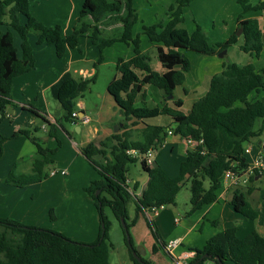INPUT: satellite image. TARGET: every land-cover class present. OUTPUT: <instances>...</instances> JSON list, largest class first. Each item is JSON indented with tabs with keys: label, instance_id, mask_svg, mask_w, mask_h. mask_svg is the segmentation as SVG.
<instances>
[{
	"label": "trees",
	"instance_id": "16d2710c",
	"mask_svg": "<svg viewBox=\"0 0 264 264\" xmlns=\"http://www.w3.org/2000/svg\"><path fill=\"white\" fill-rule=\"evenodd\" d=\"M236 1L240 11L238 29L243 28L244 38L240 49L258 59L264 51V31L257 18L243 17L250 12L263 13L264 0H259L255 5L252 0ZM192 2L176 0V4L170 8L167 24L143 26V35L156 45L158 60L164 69L158 72L151 66L150 53L142 51L140 35H134L139 17L133 0H85L74 31L67 36L63 35L61 26L47 27L35 19L31 15L28 0H0V26L8 27L5 33L0 30V124L13 104V80L35 67L33 48L29 43V36L35 35L38 45L54 46L59 59L64 58L68 49H77L81 38H91L99 50L94 63L96 69L103 62L106 48L116 43L133 45L134 56L130 60L117 61L119 76L111 80L107 90L120 108L125 122L136 121L144 125L138 140H131L130 133L116 134L101 144L102 149L93 143L81 149L100 175V179L92 181L86 188L99 214L100 231L95 242H77L59 232L0 219V264H110L113 245L110 240L111 223L105 216V208H110L121 224L122 221L126 223L127 230L123 229L133 264H151L142 257L139 262L134 255L136 250L131 239L128 241L130 226L136 221L132 224L128 222V209L132 201L136 205V217L140 214L146 216L147 211L170 204L176 206L179 192L189 183L191 208L186 216L190 217L218 201V191L226 172L243 174L246 171V146L253 138L264 134V97H261L264 92V68L258 70L253 62L245 66L224 63L222 71L211 78L208 91L193 103L189 113H185L184 100L175 97V91L180 87L185 95L190 93L184 87L186 74L191 70V62L184 56L185 51L214 56L239 44L236 34L224 42L211 44L201 26L197 25L191 35L181 28L184 11ZM6 17L9 23L4 21ZM21 17L25 18V23L21 22ZM117 25L116 34L106 36L104 28ZM13 31L22 40V57L18 55ZM97 78V74L91 78H75L66 72L51 87V95L65 115L56 123L48 122L49 138H56L59 128L67 132L65 124L80 121V118L73 117L75 112L83 113L78 111L77 100L91 89ZM148 86L159 89L166 102L164 105L159 102L149 104L151 93ZM171 95L173 99L169 101ZM30 110L36 112L32 107ZM160 116L170 117L172 123L166 126L148 124V120ZM37 132L38 128L34 131L23 129L12 135V138L26 136L37 146L38 151L31 173L17 175L11 172L6 183L25 187L49 177L44 169L53 164L48 155L53 154V151L43 147L35 135ZM169 132L185 141L195 142L194 147H190L187 152L176 178H171L159 165L149 166L130 153L145 154L152 147H163ZM220 132L232 141L229 155L220 151ZM105 149L111 150L112 160L101 164L96 161V157L103 156ZM137 162L141 163L148 176V183L140 196L133 194L128 184V166ZM254 179L251 177V181ZM134 189L137 191V183ZM97 191L100 192L98 195ZM254 191L251 189L244 193L241 189L236 190L231 201L236 212L252 221L258 218V212L254 201L248 198V193L250 195ZM153 225L151 222V228ZM237 234V228H230L213 236L202 248H191L195 257L188 264H264V236L253 231L240 239ZM156 235L159 238L158 231ZM153 249L157 252L158 247L154 246Z\"/></svg>",
	"mask_w": 264,
	"mask_h": 264
},
{
	"label": "rangeland",
	"instance_id": "374dc122",
	"mask_svg": "<svg viewBox=\"0 0 264 264\" xmlns=\"http://www.w3.org/2000/svg\"><path fill=\"white\" fill-rule=\"evenodd\" d=\"M134 6L138 12V25L135 28L136 35L143 36L145 41L141 40V48L144 52H149L151 56V66L154 70L158 72L163 71V67L158 60L157 48L152 46L149 48V41L147 36L143 35V26H154L160 24H167L170 20V8L176 4V0H133ZM221 4V0H193L191 6L186 8L184 11V22L180 26L187 30V32L191 35L196 30L197 25L201 26L206 34L208 35L210 42H222L226 40L233 34H236L238 30H234L233 32H229L230 25H232V19L235 18V14L237 13V5L235 0H226V4L219 7ZM254 13L250 15H246L247 17L253 16ZM8 18V17H7ZM6 19V18H5ZM5 21V20H4ZM260 26L264 31V17L259 18ZM117 26H106L104 28V32L106 36L112 35L115 33ZM116 34V33H115ZM231 34V35H230ZM243 32L239 37H242ZM31 37H35V35H30ZM147 39V40H146ZM15 40L19 42V37L16 35ZM219 40V41H218ZM117 44V43H116ZM244 44V38L241 39L239 46H232L227 50V54L221 58L224 63H236L241 66H245L249 63L255 62L256 68L258 70L264 68V52L260 56L259 60H254L250 54L243 52L240 49V45ZM17 45V44H16ZM91 45V44H90ZM18 49H20V44L17 45ZM98 56V47L95 45ZM123 47L127 53H122V59L124 56H127L129 47H133L131 45H127L123 43ZM94 48L93 44L87 50L86 47H83L82 50L86 57L90 58L91 56L86 53H91L90 49ZM123 48V49H124ZM146 50V51H145ZM123 50L113 49L110 52H107V63L100 67L97 70L98 80L95 84L91 86V92H87L85 94L86 99L85 102L87 104V113L93 116V122L89 125H84L80 120L78 122L79 126L82 129H86L87 127H92L97 124L96 119V111L101 110L102 117L101 122H104L105 126L112 130V122L113 118L117 117L116 125L117 133L122 134H131V140H138L142 136V125L135 124L136 122H125L124 116L121 113V110L117 107L115 112H112L109 109L110 98L108 94V84L113 76L118 75L119 73L116 69L117 62H112L114 58H118L114 56L115 54ZM103 52V58L106 56ZM184 56H186L190 62L191 66L193 65L194 75H196L197 79L187 80L185 83V88H195L196 92L191 93L187 97H183L186 101L183 111L185 113L190 112L192 109L193 103L202 97L210 87V81L208 77L209 68L212 69L211 63L208 60L212 59L210 56H205L202 54H197L191 51H185ZM219 57V54H218ZM220 58V57H219ZM86 67L89 69L92 68V64H86ZM211 65V66H210ZM209 66V68H208ZM194 85V87H193ZM148 91L151 93L149 99V104H155L159 101L154 99V96L159 100V94L161 93L158 88L155 86H148ZM184 93L183 88L180 87L176 90V95L178 97ZM155 94V95H154ZM102 95V98L99 97ZM264 95V92H263ZM49 99L51 101L50 109L51 112H55V109L61 108L60 104L52 97L51 92H48ZM173 99V98H172ZM169 99V101H172ZM153 100V101H152ZM162 105L165 104V100L161 99ZM172 105V102H170ZM22 111V110H20ZM34 112L24 113L20 121H22L26 125H22L23 128L34 131L35 128H38V132L35 135L39 138L43 137V132L41 131V127L35 124ZM94 114V115H93ZM12 118L15 120H9L5 115L1 124L3 123V128L6 130L8 127H13L14 123H17V117L12 115ZM32 121H34L32 124ZM13 122V123H12ZM123 122V123H122ZM172 123L170 117L160 116L158 118L148 120V124L151 125H169ZM0 124V125H1ZM71 130L74 129V124L67 123ZM1 129V128H0ZM126 129V130H125ZM2 133V132H0ZM13 135V134H12ZM12 135L9 137L11 140ZM4 133L0 136V219H10L16 221L26 227H35L48 229L55 232H59L69 237L70 239L87 243L85 240L90 236L91 230L95 228L96 223L98 224V219L96 215H98L97 211L93 207V202L86 192V188L89 183V172H84L80 167H73L71 169L72 173V184L66 188L65 183L57 184L56 187H51L48 191H43L36 185L35 188H30L28 192H24L22 195L25 198L22 200L20 196L21 192L18 194L19 196H15L12 194V188H10L11 184L6 183L5 180L10 178V173L19 175L18 170H21L20 167L16 168V163L14 162V158L17 154V151L13 148L12 142H8L9 138L4 137ZM186 145L189 147L187 142ZM183 144V146L177 147V154L171 155L170 148L164 150V155L159 159L158 165H161L168 175L172 178H176L180 172V166L177 170V159L180 157L183 161L187 146ZM158 150L156 158L159 157ZM106 152V151H105ZM180 159V160H181ZM181 161V162H182ZM88 162V161H87ZM89 163V162H88ZM90 164V163H89ZM181 164V163H180ZM91 165V164H90ZM157 165V164H155ZM154 165V166H155ZM7 167H11L10 173L5 172ZM56 167V163L50 164L45 167L44 173H47L50 179L51 171H53ZM53 169V170H52ZM61 172V171H59ZM27 174V173H26ZM146 173L144 172L142 165L140 162L130 164L128 166V178L130 180L129 190L136 194L137 191L134 189V183L141 180V177ZM99 176V175H98ZM100 177V176H99ZM65 179V178H64ZM68 179V178H67ZM100 179V178H99ZM89 182V181H88ZM129 184V183H128ZM16 187V186H15ZM237 188V187H236ZM48 193V195H46ZM98 194V191L96 192ZM191 199V190L190 184H186L182 187L176 199V208L177 212L168 207H164L159 209V212L155 216H145L144 214H140L139 217H136V205L135 202L132 201L129 204V223L132 224L136 219L135 223L130 226L129 229V237L132 241L133 247L135 250H139L141 252V257L151 264H176V260L172 255L166 252L163 243L171 241V238L177 235V231L180 228H185V226L190 225V217H187V213L191 208L190 204ZM18 200H21L18 202ZM17 205L16 211H13V206ZM30 210V211H26ZM105 216L107 220L111 223L110 227V240L113 245L110 253V264H133V262L129 258V247L126 242V234L123 229V225L119 222L114 216L112 210L110 208H105L104 210ZM261 216L259 221H252L244 218V216L240 219H243L245 223L252 225L253 227H257L259 230L264 228V211H261ZM97 219V221H96ZM177 219V221H176ZM209 221V220H208ZM204 220L200 225L201 228L203 225H211L213 227H217L214 221ZM151 222L154 224L153 228H151ZM100 223V220H99ZM220 222H218L219 224ZM241 229V233H238L237 236L240 239H244L250 233L244 232ZM156 231H158L159 238L156 235ZM173 240V239H172ZM154 246L158 247L157 252H154ZM181 247H179L174 255L176 257L180 256ZM205 264H210V262H206ZM232 264V263H228Z\"/></svg>",
	"mask_w": 264,
	"mask_h": 264
},
{
	"label": "crops",
	"instance_id": "0c3cea01",
	"mask_svg": "<svg viewBox=\"0 0 264 264\" xmlns=\"http://www.w3.org/2000/svg\"><path fill=\"white\" fill-rule=\"evenodd\" d=\"M84 2L85 0H28L31 15L47 27H55L58 25L61 26L64 36H67L73 33L74 28L77 25L80 12L83 8ZM258 2L259 0H252L253 5L257 4ZM225 4H226V0H221V4L219 7L221 8V6L222 5L224 6ZM236 5H237V1H236ZM252 13H254L253 16H250V17L246 16L247 14L250 15ZM239 14H240V11L237 6V13L235 14V18L232 19V25H230V28L228 29L230 33L233 32L234 30H238ZM247 14L244 15L243 19L257 18L259 20L260 17H264V12L263 13L250 12ZM25 21H26L25 18L21 17V22L25 23ZM9 22H10L9 18L6 17L5 23H9ZM137 25L134 27V30H133L134 35H136L135 28L137 27ZM0 30L5 33L8 31V27L6 25L0 26ZM16 35L20 39L19 42L15 40ZM230 37H228L226 40H228ZM13 38H14V43H15L16 48L18 47L17 46L18 43L20 44L19 46L20 49L18 48L17 49H18L19 57H22V51H21L22 40L20 36L14 31H13ZM241 39L242 37H239V43ZM141 40H142V45H143V41H145V38L141 36ZM29 43L31 44L33 48V54L35 57V67L29 72L21 76H18L13 80L12 89H11V96H12L13 104L8 108L7 114H6L9 120H14L12 118V115H14L15 117H17L16 120L18 122L14 123L13 127H8L6 130H4L3 128L4 125L2 123L0 125V128H1L0 132L4 133L5 138H9L15 132L26 129V128H23L22 126L26 124L20 121V119L22 118L21 115H23L24 113H27V111L30 112L31 107L34 108L36 110L34 114V117H36V119H35V124L33 123L34 121H32V124L39 125L41 127V131L43 132V137L41 138L38 137V138L40 139L43 147L45 149H48L49 151H53V154L49 153L48 155H49V158L52 159L53 163H56L57 168H55L54 170L52 169V170L53 171H65L66 174L62 175L58 173L54 176L50 175L51 176L50 179H46L40 183L28 185L25 187H15L13 185H8V186H11L10 187L12 188L11 193L14 194L15 196H19L18 194L21 192L20 196L22 197V200L25 198V196L23 197L22 194L24 192H28L30 188L36 189L35 188L36 185L43 191V193L45 191H48L51 187H56L57 184L65 183L66 188H68L72 184V181H73L71 169L75 165H76L75 167H80L85 173L89 172V180H88L89 182L87 181V183L90 184L92 181L98 180L100 178L99 172L95 170L87 162V159L82 154L81 149L86 147L90 143H93L97 148L102 149L101 144L106 139L116 134H122V133L116 132L117 126L121 125V124H118V125L115 124L118 118L117 117L113 118L114 120L112 122V128L114 129L109 130L105 126L104 122H101V119H100L102 117V112L104 113V111L97 109L96 114H95L96 119H97V124L95 126L82 129V127H80L79 124L76 123L74 124L75 128L71 130L65 124V129L67 132L59 128L56 134V138H49L48 137V122L56 123L57 121L62 119V117L65 115V111L60 106L61 108L55 109L54 113L51 112V109H50L51 101L49 99L48 92L50 91L51 87L56 82H58L60 78L66 72H70L75 78H79V77L91 78L94 74H97V70L107 63L106 53L110 52V50H113L116 48L119 50H123L122 52L118 51L116 54L115 52L113 53L114 56L118 58H114L112 62L114 61L117 62L119 59H122V56H120L122 53H127V51H125V48L123 47V43H117L109 48H106L104 50V54L106 56L104 57L102 64L99 65L98 68L96 69L94 68V63L98 59L99 50H98V56H97L96 54L97 51H95L97 49L95 45L93 44L92 39L89 37L81 38L79 40V47L77 49H68L63 59H59L57 57L56 49L54 46L38 45L37 37L30 38L29 36ZM210 43L215 44L212 42ZM216 43H219V42H216ZM90 44L91 45L93 44L94 48L90 49L91 53H86L91 56L90 58H88L86 57V55H84L82 48L86 47L88 50L91 46ZM148 46L149 48L152 46L156 47V45L151 44L150 42ZM236 46H239V44ZM133 56H134V47H129L128 54L127 56H124L125 57L124 60H130ZM210 58L212 59L208 60V62L211 63L213 67L212 69H210L208 66L209 81H211V78L215 74L220 73L223 69V61L221 60V58L218 57V55L210 56ZM252 58H253V61L256 59L255 57H252ZM259 59L260 58L256 60H259ZM84 63L86 64L91 63L92 68L89 69L88 67H86ZM253 63L255 64V62ZM116 77H118V75L113 76L111 80H113ZM186 77H187V80H191L190 79L191 77L193 78V80L197 79L196 75H194L193 65L191 66L190 72L186 74ZM189 90H190V93L188 95H185L183 93L182 96L180 95L179 97H178L179 94L176 95V91H175L176 99L184 100L183 98L184 96L187 97L190 94L196 92L195 88L194 89L190 88ZM89 92H91V89L89 90ZM99 97L102 98V95H99ZM261 97H264L263 92L261 93ZM109 98L111 100L109 103L110 104L109 109L112 112H115L117 105L113 97L110 94H109ZM162 98H163V95L161 93L159 94V100L157 97L154 96V99L156 101H159L161 105H162V102H161ZM85 99H86V96L84 95L83 97L77 100V108H78V111H83L84 116L90 119V123L88 124H85L83 122L82 123L84 125H89L93 122V116L87 113V104L85 102ZM184 102L186 103L185 100ZM135 124H137L138 126L142 125L144 127V125L141 123L136 122ZM2 133H0V136ZM220 138H221L220 151L223 152L224 154L229 155L232 149V141L229 140L223 132H220ZM12 141H14L12 143L13 148L17 151V154L14 158V162L16 163L15 164L16 168L18 169V167H20L21 169V170H18L19 175L31 173L32 168H33L34 159L38 151L37 146L29 138H27L24 135H21L12 140L10 138L8 139V142H12ZM114 144H116V141H114ZM183 144L186 145L184 139L180 138L179 136H176L173 133L169 134V136L166 138V141L163 147L158 148V150L161 149L159 152V157L156 158V161L153 165L155 164L158 165L159 159L162 158V155H164L163 153L164 150H167L168 147L170 148L171 155H176L177 147L183 146ZM247 147H250L251 149L250 154L246 156L247 161L249 163L253 161L254 159H256L260 154L264 156V134L261 137L253 138L251 142L247 144L246 148ZM105 150H106V153L103 156L96 157V161L101 164L112 160L111 150L110 149H105ZM189 150H190V147L187 146L186 155ZM186 155L183 161L180 157L177 159V162H176L177 170L179 166L182 165V163L185 161ZM159 166L166 172V170L161 165ZM10 171H11V167H7L5 175L6 173H10ZM242 181H243L242 184L236 188V187L229 185V183L226 182L225 180H222V187L218 191V201L209 206H206L203 210L195 213L189 219L190 225L188 226L189 224L188 223L187 226H185V228L181 227L180 230L176 232L177 235L171 238V240L181 239L182 241L181 249L182 250L180 252L179 257H182V256L188 257L184 260L183 262L184 264L185 263L188 264L195 257L194 254H191L193 252L190 250L191 248H194V247L202 248L208 240H210L213 236H215L216 234L224 230H227L230 228H237L238 233H241V229L244 228L243 230L244 232L248 231L247 233H251L253 231H256L260 235L264 236L263 227L262 229L259 230L257 227L255 226L253 227L252 225L245 223V221L243 219H240L241 217H239L243 215L236 212L235 208L231 204V201L233 199V196L236 190L241 189L244 193L245 192L247 193L248 190H251V189L255 190L253 193H250V195L248 193V198L250 200H253L254 204L256 205V209L258 212V218L255 221H259V218L262 214L261 211H264V174L255 176V179L253 181H251V177L249 178L243 177ZM128 183L129 185L131 184L129 178H128ZM133 183H134V187L136 183L138 184V189H137L136 194L140 196L142 191L145 189L148 183L147 174L142 176L141 180L137 182H133ZM46 195H48V193ZM19 201L21 200H18V202ZM17 205L18 204L13 206L14 212L16 211ZM93 207L97 211V208L95 207V205H93ZM26 211H30V210H26ZM96 218L97 219L99 218V214L96 215ZM204 220L214 221L213 224L218 223V222L220 223L216 224L217 227H213L211 225H203V227L201 228L200 224ZM99 231H100V223L98 219V224L96 223L95 228L91 230L90 236L85 241L87 243L95 242L98 239Z\"/></svg>",
	"mask_w": 264,
	"mask_h": 264
},
{
	"label": "built area",
	"instance_id": "2783aa9c",
	"mask_svg": "<svg viewBox=\"0 0 264 264\" xmlns=\"http://www.w3.org/2000/svg\"><path fill=\"white\" fill-rule=\"evenodd\" d=\"M73 117L80 118L79 112L73 113ZM80 120L85 124L90 123V119L86 116H83L82 118H80ZM169 134H172V132H169ZM186 142L189 145V147H191V148L194 147V145H195V142L192 140H188ZM202 143H203V141L200 142V144H202ZM157 152H158V148L152 147L145 154H140V153L134 152V151L130 152V153L133 154L134 156L139 157L140 160L146 162L147 165L152 166L156 161ZM250 152H251L250 147H247L245 149V155L246 156L249 155ZM58 173H60L62 175L66 174L65 171H61V172L52 171L51 176H54ZM263 174H264V156L262 154H260L256 159H254L250 163L248 162V167L243 174L228 171L224 174L222 180H225L226 182L229 183V185H231L233 187H239V185H241L243 182L242 181L243 177L249 178V177H255L257 175H263ZM162 208H164V207H162ZM159 209H161V208H159ZM159 209H154L153 211H147L146 215L147 216H155L158 214ZM181 246H182L181 239H173L170 242L166 243V245H165L166 252L173 256V258L176 260V264H184L183 263L184 260L186 258H188L186 256H182V257H178V258H176L174 256L173 253ZM191 254L195 255V252L194 253L192 252ZM185 264H187V263H185Z\"/></svg>",
	"mask_w": 264,
	"mask_h": 264
},
{
	"label": "water",
	"instance_id": "95a60500",
	"mask_svg": "<svg viewBox=\"0 0 264 264\" xmlns=\"http://www.w3.org/2000/svg\"><path fill=\"white\" fill-rule=\"evenodd\" d=\"M242 32H243V28L240 27V28L238 29L237 33H236L237 37H239V36L241 35ZM226 54H227V50L221 52V53L219 54V57H220V58H223ZM172 98H173L172 95L168 97V99H172ZM9 111H10V110H9ZM79 115H80V118H82V117L84 116V113L81 112ZM1 116H2V115L0 114V118H1ZM99 193H100V192L98 191V194H99ZM98 194H97V195H98ZM168 208L173 209L175 212H177V208H176V206H175L174 204H170V205L168 206ZM122 225H123V228H124L125 230H127V225H126V223H125L124 221H122ZM128 241L130 242V237H129V236H128ZM134 255H135L136 259H137L139 262H141V252H140L139 250H136V253H134Z\"/></svg>",
	"mask_w": 264,
	"mask_h": 264
}]
</instances>
